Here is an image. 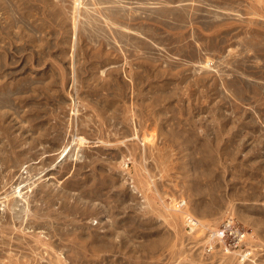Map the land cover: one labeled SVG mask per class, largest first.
<instances>
[{
    "label": "rangeland",
    "instance_id": "obj_1",
    "mask_svg": "<svg viewBox=\"0 0 264 264\" xmlns=\"http://www.w3.org/2000/svg\"><path fill=\"white\" fill-rule=\"evenodd\" d=\"M0 264H264V0H0Z\"/></svg>",
    "mask_w": 264,
    "mask_h": 264
},
{
    "label": "built area",
    "instance_id": "obj_2",
    "mask_svg": "<svg viewBox=\"0 0 264 264\" xmlns=\"http://www.w3.org/2000/svg\"><path fill=\"white\" fill-rule=\"evenodd\" d=\"M177 207H183V202H179ZM184 220L190 234L203 231L207 251L217 249L226 254H237L240 258L250 254L246 252L249 233L236 220L226 218L218 226H206L191 216Z\"/></svg>",
    "mask_w": 264,
    "mask_h": 264
},
{
    "label": "bare ground",
    "instance_id": "obj_3",
    "mask_svg": "<svg viewBox=\"0 0 264 264\" xmlns=\"http://www.w3.org/2000/svg\"><path fill=\"white\" fill-rule=\"evenodd\" d=\"M79 4H81V3H77V5H79ZM80 139H82V138H80ZM67 154H68V149H66L65 151H63V153L60 155V158L61 159H64L66 156H67ZM58 162V161H57ZM187 217H190V215H186ZM190 220H191V218H189ZM242 257V256H241Z\"/></svg>",
    "mask_w": 264,
    "mask_h": 264
}]
</instances>
